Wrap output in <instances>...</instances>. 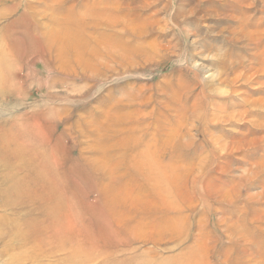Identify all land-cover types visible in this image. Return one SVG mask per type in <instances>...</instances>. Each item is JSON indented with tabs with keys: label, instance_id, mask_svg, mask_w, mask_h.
I'll return each instance as SVG.
<instances>
[{
	"label": "rangeland",
	"instance_id": "rangeland-1",
	"mask_svg": "<svg viewBox=\"0 0 264 264\" xmlns=\"http://www.w3.org/2000/svg\"><path fill=\"white\" fill-rule=\"evenodd\" d=\"M0 264H264V0H0Z\"/></svg>",
	"mask_w": 264,
	"mask_h": 264
}]
</instances>
